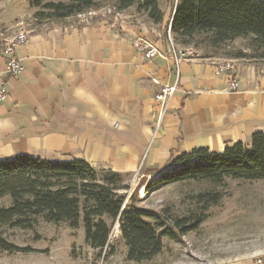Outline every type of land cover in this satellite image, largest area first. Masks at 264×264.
Returning a JSON list of instances; mask_svg holds the SVG:
<instances>
[{
	"label": "crops",
	"instance_id": "1",
	"mask_svg": "<svg viewBox=\"0 0 264 264\" xmlns=\"http://www.w3.org/2000/svg\"><path fill=\"white\" fill-rule=\"evenodd\" d=\"M177 1L171 2L161 24L150 21L136 6L120 11L118 29L111 28L112 16L103 15L78 21L47 19L39 24L23 21L20 15L4 23L0 39L4 28L25 25L29 34L27 44L17 50L25 65L18 76L6 72L9 55L0 48V88L5 85L8 92L0 104V161L22 154L61 163L83 160L98 171L140 172L151 178L156 169L167 172L173 156L194 149L223 153L236 143L251 145L254 134H264V61L232 53L182 63L178 90L160 123L155 96L163 85L176 80L166 35ZM139 37L168 59L139 54L133 46ZM239 40L232 42L234 48ZM213 59L236 61V92L226 91L230 76L217 71ZM166 242L163 239L160 255L142 263L127 261V248L119 252L112 243L114 254L102 258L101 264H257L258 259L264 260V251L217 262L173 256V241ZM89 248L98 256V250Z\"/></svg>",
	"mask_w": 264,
	"mask_h": 264
},
{
	"label": "trees",
	"instance_id": "2",
	"mask_svg": "<svg viewBox=\"0 0 264 264\" xmlns=\"http://www.w3.org/2000/svg\"><path fill=\"white\" fill-rule=\"evenodd\" d=\"M118 11L137 7L155 24L163 23L172 0H110ZM39 20H64L102 7L101 0H29ZM173 39L185 46L203 37L207 49L219 50L237 39H249L251 53L237 51L233 57L264 61V0H178L171 22ZM167 172L154 170L158 177L147 186L148 192L186 181H203L223 186L226 179L264 180V134L256 133L251 145L236 143L223 153L194 149L173 156ZM98 179V172L83 160L72 162L44 161L29 155H18L0 161V200L10 197V205L0 208V225L32 229L39 216L50 223L67 222L73 229L81 222L88 246L106 256L114 254L110 246L113 226L128 248L126 259L142 263L163 252V238L177 240L197 230L205 221L200 214L191 220H176L167 227L155 211L140 208L137 191L125 203L119 191L123 175L110 172ZM143 185V184H142ZM139 190V189H138ZM201 203H218V194L199 195ZM152 220V221H150ZM177 230V231H176ZM0 250L29 252L0 237Z\"/></svg>",
	"mask_w": 264,
	"mask_h": 264
},
{
	"label": "rangeland",
	"instance_id": "3",
	"mask_svg": "<svg viewBox=\"0 0 264 264\" xmlns=\"http://www.w3.org/2000/svg\"><path fill=\"white\" fill-rule=\"evenodd\" d=\"M101 2L102 7L96 11L98 15H101L105 8H114L110 0H101ZM35 12V9H31L29 0H0V30L4 23L20 15L23 21L35 20V23L39 24L37 21L40 20H36ZM93 17L96 16L72 18L78 21ZM25 27L24 25L23 28H4L0 48H4L5 42L20 30L28 35L29 32L24 29ZM166 36L169 41L168 32ZM203 39V37H196L188 46L203 55L222 56L225 53L233 54L240 50L252 52L249 39L240 38L235 48L230 43L224 51L207 49ZM172 40H174L173 35ZM97 172L99 180L110 176V171L107 170H97ZM157 175L154 173L151 178L143 177L140 172L123 175V181L120 184L129 188L118 193L125 197V203L128 204L129 197L137 191L136 205L155 211L167 227L173 228L178 219L191 220L197 215H205V221L197 230L180 236L178 241L163 238L167 241L166 245L173 241V256L217 262L242 254L264 251V180L248 182L228 178L223 186H213L203 181H186L148 192L146 186L156 179ZM203 193L218 194L220 200L215 204L201 203L198 197ZM9 205L10 197L0 200V208ZM119 232V226L115 224L110 237V246L112 247L114 243L116 247H119V252H122L127 246L122 239L115 240ZM0 237L16 247L29 249V252L0 250V264H101L102 258L106 259V254L109 252L108 249L101 254L98 251V256L90 252L85 242L82 222L79 228L73 229L67 222L50 223L44 216L37 217L32 229L0 225Z\"/></svg>",
	"mask_w": 264,
	"mask_h": 264
},
{
	"label": "built area",
	"instance_id": "4",
	"mask_svg": "<svg viewBox=\"0 0 264 264\" xmlns=\"http://www.w3.org/2000/svg\"><path fill=\"white\" fill-rule=\"evenodd\" d=\"M98 12L89 11L88 13H83L77 15V18H85L86 16H96ZM103 16H112L113 20L111 23V28L118 29V21L121 17L120 11L114 8H105L101 12ZM169 37V46L171 53V60L175 65L176 80L173 83L165 84L162 86V89L159 93L156 94L155 99L160 105V114L159 120L160 123L164 116L167 114L170 108L171 101L173 96L178 90V80L180 75V67L182 63L191 62L199 63L207 60L206 56L200 53L198 50L194 49L191 46H181L172 40V32L169 28L168 30ZM28 42V35L25 31L20 30L14 37L7 40L4 45V52L9 55L8 63L6 66V72L11 76H18L25 71V65L20 58L17 57V50L26 45ZM134 48L139 54L147 59H156L162 58L167 60L166 55L150 43L147 39L139 37L135 39ZM212 65L219 72H225L229 74V88L226 90L229 93H234L238 90L239 83L237 78L233 76V73L236 69L235 60H224V59H213L211 61ZM8 98V92L5 85H2L0 88V104L6 101ZM159 123V126H160ZM257 264H264L263 259H258Z\"/></svg>",
	"mask_w": 264,
	"mask_h": 264
}]
</instances>
